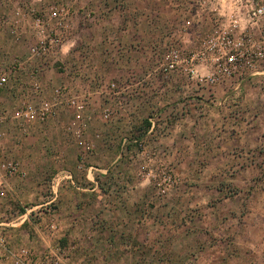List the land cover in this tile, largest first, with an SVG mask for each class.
<instances>
[{
    "label": "rangeland",
    "instance_id": "374dc122",
    "mask_svg": "<svg viewBox=\"0 0 264 264\" xmlns=\"http://www.w3.org/2000/svg\"><path fill=\"white\" fill-rule=\"evenodd\" d=\"M260 5L0 0V74L24 58L29 70L52 73L32 100L14 72L0 90V154L19 166L0 170V230L10 244L18 217L29 241L38 230L60 247L53 230L71 215L114 245L96 250L113 264H264V16L249 17ZM55 10L63 25L49 18L43 34L60 40L34 55L36 20ZM223 31L246 54L232 75L213 84L187 75L186 62L165 69L174 52L186 59ZM214 69L198 65L204 75ZM45 101L55 105L49 119L17 115Z\"/></svg>",
    "mask_w": 264,
    "mask_h": 264
},
{
    "label": "built area",
    "instance_id": "2783aa9c",
    "mask_svg": "<svg viewBox=\"0 0 264 264\" xmlns=\"http://www.w3.org/2000/svg\"><path fill=\"white\" fill-rule=\"evenodd\" d=\"M249 17L251 19H257L264 16V6H252ZM61 13L55 10L50 14V17L42 15L36 21V25L41 28L38 30L40 36L36 45L32 47V54H46L59 42L60 37L56 31L54 36L44 35L43 28L45 23L49 21V18H55L58 21V25H63V18ZM243 49V43H235L233 34L228 31H223L219 35L210 36L206 41L204 47L197 52L189 55L186 59H182L181 55L177 52L173 53V56L169 59L166 65V70L175 69L181 62H186L185 72L192 78H199L200 81H209L210 83H216L220 79L232 75L245 60V52ZM226 51L230 56L224 59ZM234 51V52H233ZM260 55V54H259ZM212 61L213 66L216 68L211 75L201 74L198 70V65L202 63H209ZM21 66V61L14 62L13 66L9 67L8 71H3L0 74V90L4 89L8 83L10 74L15 72ZM206 77V78H205ZM36 89L40 86L35 83ZM58 95H61V91L58 90ZM76 104V101H72ZM54 103L45 101L42 106L37 109H33L31 106L26 109H20L17 111V115L23 119L45 121L49 119L55 112ZM5 120V116L0 114V124ZM18 164L15 162H6L3 160L0 154V170H7L10 174H14L18 171ZM10 261L11 264H63L62 250L59 246L48 248L44 251H37L27 246L14 247L8 241V238L0 230V264H6Z\"/></svg>",
    "mask_w": 264,
    "mask_h": 264
},
{
    "label": "crops",
    "instance_id": "0c3cea01",
    "mask_svg": "<svg viewBox=\"0 0 264 264\" xmlns=\"http://www.w3.org/2000/svg\"><path fill=\"white\" fill-rule=\"evenodd\" d=\"M21 32V35H24L26 37H28L29 39L32 38V35L30 30L28 32V34L26 33L27 31L25 29H20L19 30ZM36 34V32H35ZM34 34V35H35ZM21 61V66L19 67V69H17L14 74H18L17 77H15V80L17 78H19L18 81H16L15 83L20 84V89H26V84L24 83H29V87H27V89L31 90V92H26V94L23 95V99L25 100H32L33 97V92L32 91H37L36 87L34 86L35 83H41L39 84L40 86H44L45 88H47V86H49V83L51 81V72L50 70H45V69H39L36 71H33L32 69L29 70V67L32 66V63H30L28 60H26L24 58V60H19ZM36 72V73H34ZM51 73V74H50ZM25 79V82H21L22 79ZM23 79V80H24ZM72 83V82H71ZM32 85V86H31ZM31 87V88H30ZM19 88V87H18ZM24 101V100H23ZM23 103V102H22ZM0 107L3 108L4 107V103H0ZM4 134V133H1ZM1 140V139H0ZM86 196H89V194H80L77 198H74L75 200L79 201L81 197V199H86ZM74 215V214H73ZM18 219V217H16V219L14 220V222H11L10 225L12 226V229L9 230L10 232L13 233L14 235V247H21V246H30V248H33L35 250H39L40 251H44L48 248H52V247H57L58 246V242L56 241V238H54L55 235H53L52 238H43L42 234L40 231H37V234L32 237V241H29V236H30V232L29 230H26L25 228L22 227V221L17 222L16 220ZM61 225H60V229H56L53 230L54 232H59L62 231L61 235L63 238H61V245L60 248L62 250V261L63 264H113L112 259L108 258V255L106 254H102L100 257V253H97L98 250H111V249H116L114 247V245L111 242H105L103 240H101V238H96L97 235L95 233L96 229H89L87 228V224L86 222L81 221L80 219H77L76 216H65L64 218H62L60 220ZM55 227H57L56 223ZM97 228V227H96ZM116 228L120 229L121 226H114L113 230H116ZM127 230L126 228H121L119 231L122 230ZM94 230V231H93ZM64 231V232H63ZM130 231V230H129ZM90 232V233H89ZM85 233H89L88 237L91 238V240H89V244H86L83 241V237ZM29 235V236H28ZM23 236V238L21 237ZM21 237V238H20ZM57 237H60L59 234L57 235ZM82 238V240H79ZM85 238V237H84ZM41 239V240H40ZM133 239V238H132ZM132 239L130 240V242L126 241L125 247H132L133 245V241ZM141 241L144 242V237L142 236V238H140ZM105 242V243H103ZM45 247V248H44ZM44 248V250H40ZM105 248V249H103ZM97 250V251H96ZM93 251L95 253H93ZM116 258H114L115 261ZM6 264H11L10 261H7ZM118 264V263H117Z\"/></svg>",
    "mask_w": 264,
    "mask_h": 264
}]
</instances>
